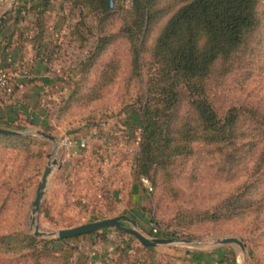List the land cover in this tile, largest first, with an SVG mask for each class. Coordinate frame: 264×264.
<instances>
[{
	"label": "rangeland",
	"instance_id": "374dc122",
	"mask_svg": "<svg viewBox=\"0 0 264 264\" xmlns=\"http://www.w3.org/2000/svg\"><path fill=\"white\" fill-rule=\"evenodd\" d=\"M184 1L187 0H159L154 8L151 33L140 60L145 72L161 28ZM9 2L13 5L15 1L0 0V17ZM255 4L254 28L228 61L215 63L207 82L210 100L219 115L231 105L245 107L250 115H264V0ZM53 19L54 16L48 24L52 38L47 37L57 47L54 70L47 79L53 85L42 87L45 83L37 80L43 89L35 90L26 99L30 100L25 104L30 113L24 115L19 109L14 121H6L1 127L20 136L0 135V264L63 263L58 240L35 237L30 226L31 204L48 155L56 159L58 167L53 168L37 216L38 231L42 234L109 219L106 211L114 208L104 192L112 193L117 183L138 181L143 106L137 99L147 81L141 85L131 75L130 46L119 34L123 26L121 17L106 19L105 25L109 27L105 26V33L113 42L99 58L95 55L100 35L96 36L98 26L94 20L89 21L88 42L80 48L79 44L70 43L69 27L53 30ZM106 41L109 39L105 38ZM3 60L0 58V67ZM87 60V72L80 75ZM111 62L119 68L114 71V79L103 83L102 70ZM26 76L29 75L20 74L21 78ZM186 112L183 105L179 114ZM193 119L189 114L191 125ZM251 127L264 131L259 125ZM36 131L53 137L54 144L37 136ZM80 140L85 141V149L79 148ZM190 150L174 158L169 171L154 168L151 175L155 177V192L144 208V216L149 220L171 228L180 235L178 240L190 244L156 247L151 263L264 264V208H257L264 197V157L253 151L244 160L246 149L234 152L231 147L202 142L190 145ZM234 156L240 157L239 163L234 164ZM238 196L240 201L236 203ZM117 205L114 212L124 211L127 206L119 200ZM237 205L239 216H223ZM14 231L27 232L39 245L29 252L10 250L19 242L18 237L8 238ZM226 238L238 239L243 249L215 246L218 240ZM126 239L134 247L140 245L133 237ZM49 242L53 244L48 246ZM134 261L139 260L134 257Z\"/></svg>",
	"mask_w": 264,
	"mask_h": 264
},
{
	"label": "trees",
	"instance_id": "16d2710c",
	"mask_svg": "<svg viewBox=\"0 0 264 264\" xmlns=\"http://www.w3.org/2000/svg\"><path fill=\"white\" fill-rule=\"evenodd\" d=\"M158 1L15 0L0 24V53L7 54L14 39L21 41L29 36L28 39L34 47H43L52 16L55 18L52 21L54 29L61 31L62 28L69 27L70 43L79 44L82 48L83 43L86 44L90 37L89 21L92 19L98 26L96 36L100 35V46L96 48L95 55L99 58L113 42V38L105 33V26H108L105 25L108 22L106 19L121 17L123 26L121 25L119 34L130 46L131 75L141 85L147 81L141 97L137 99L143 106L140 114L142 143L137 175L138 181L146 178L152 186L148 198L155 192V177L151 175L154 168L161 172L169 171L173 159L186 153L188 149L190 152V145L194 143L231 147L234 152L246 149L248 154L243 157L244 160L253 151H258L264 157V131L260 132L251 127L253 124L264 128V115H250L240 105H231L223 115H219L210 100L207 85L215 63L228 61L244 43V37L254 28L257 0L184 1L161 28L151 50L150 67L145 72L140 60L145 42L151 33L154 8ZM105 38L109 41L104 42ZM48 43L51 53L54 54L57 47L53 46V42ZM3 63L7 69L4 60ZM88 64L89 60L82 66L80 75L86 74ZM118 68L119 65L112 62L105 65L102 70L103 83L114 79V71ZM183 105L187 112L179 114ZM2 112L4 109L0 108V128L5 126ZM187 114V121H184ZM189 114L194 118L193 125L189 122ZM243 120L250 123L242 124ZM29 148L27 146V150ZM239 160L240 157L235 159L234 164L239 163ZM256 181L257 179L251 186ZM104 197L111 200L114 208L106 211V218L118 217L119 213L114 211L119 204L117 205L118 200L114 198L113 192L109 194L105 191ZM236 199L237 203L240 196ZM260 202L262 204L259 207L255 206L258 209L264 208L263 196ZM239 209L237 205L228 209L223 216L237 217L240 215ZM151 221L159 224L155 219ZM179 236L171 228L162 227V232L156 237L168 240L177 239ZM16 237L19 238L18 244L13 245V249L10 246V250L14 252H29L39 245L27 232L14 231L8 236L10 239ZM126 237L131 238L121 230H113L110 234L95 232L57 241L62 250V264H88V260L78 257L81 251L79 248H85L87 253L96 256L94 247L104 241L112 244L117 241L118 245L113 257L101 258L102 264H152L155 249L137 244L134 247L131 245L132 241H127ZM51 244L53 243L49 242L48 246ZM129 251H133L139 261L132 263Z\"/></svg>",
	"mask_w": 264,
	"mask_h": 264
},
{
	"label": "crops",
	"instance_id": "0c3cea01",
	"mask_svg": "<svg viewBox=\"0 0 264 264\" xmlns=\"http://www.w3.org/2000/svg\"><path fill=\"white\" fill-rule=\"evenodd\" d=\"M12 6V3L9 2L8 8L4 13L6 14V12L12 8ZM49 29L50 28L48 27L46 38L43 40V47L41 48L34 47L32 42H30L28 39L30 37L29 36L26 38V40L24 39L20 41L14 39L13 44L7 50V54L0 53V58L4 59L7 69H9V71L15 75L17 81V87L12 103L10 105H0V108L4 109V112H2L4 123H6V121L13 122V117L17 114L19 109L24 111V115L30 113V109L28 110L27 106L25 105L30 100L26 101V99L31 98L35 90L39 91L40 89H43L42 87L50 83L47 79L50 78V72L54 70L52 68H54L53 61H55V57L54 54L51 53V47H49L50 44L48 43L53 42V39H48L52 38V35L48 33ZM53 30L55 29L53 28ZM6 55L11 58L10 62L7 61ZM22 73H26L30 77L26 76L21 78L20 74ZM39 79H42L41 82L45 83V85L43 84L42 87H39V84L36 83ZM34 84H36V86H33ZM49 85H53V83L51 82ZM25 92L27 95L24 94ZM6 108L8 109L5 110ZM113 195L115 199L127 205L124 211L118 212V217H123L124 226L133 227V223H135L136 229L140 232L142 231L141 233H145L149 222V219L144 216L143 212L144 208L146 207L145 205L148 202V194L145 189L139 184V182H132L130 184L125 183L123 185H121V183H117L116 188H114ZM111 231L113 230H104L100 231L99 233L105 232V234H110ZM115 242L112 244L110 242L104 241L98 246L94 247L96 256H94V254L87 253L85 248H79L81 251L78 257H83L85 260H88V264H102L101 258H111L114 256L115 249L118 245L117 241ZM129 253L132 258L131 260H133L135 257L134 252L129 251Z\"/></svg>",
	"mask_w": 264,
	"mask_h": 264
},
{
	"label": "water",
	"instance_id": "95a60500",
	"mask_svg": "<svg viewBox=\"0 0 264 264\" xmlns=\"http://www.w3.org/2000/svg\"><path fill=\"white\" fill-rule=\"evenodd\" d=\"M15 0H13L14 2ZM5 16V13L0 17V23L3 21ZM0 135L2 136H20V133H17L15 131L11 130H5L0 128ZM36 135L42 138L43 140L48 141L52 145L54 144V138L45 134L42 131H36ZM47 164L44 169L43 175L41 177V180L37 186L34 200L31 204V215H30V226L33 230V234L35 237H50L52 239L58 240V241H64L66 239H71L83 235H88L95 232H100L104 230H121L124 234L133 237L138 241V243L148 249H154L159 246H170V245H176V244H184L189 245L190 243L183 240L178 239H158V238H149L145 235H143L140 231L136 229L135 223H133V227H126L123 224V217H115L111 219H105L97 222H91L88 224H84L82 226H78L72 229L62 230L54 234H42L38 231L37 226V216L40 211V207L42 204V200L44 198L49 178L52 174L53 168L58 167V163L56 159H51V155L47 156ZM215 246L221 247V246H233L237 247L238 249H243L242 243L235 238H226L223 240H218L215 243Z\"/></svg>",
	"mask_w": 264,
	"mask_h": 264
},
{
	"label": "built area",
	"instance_id": "2783aa9c",
	"mask_svg": "<svg viewBox=\"0 0 264 264\" xmlns=\"http://www.w3.org/2000/svg\"><path fill=\"white\" fill-rule=\"evenodd\" d=\"M7 61L10 62L11 58L7 56ZM2 69V70H1ZM15 75H12L9 70H6L4 67V63L2 67H0V105H10L12 103L13 97L15 95V90L17 87V82L15 80ZM86 143L83 140L79 142V148L85 149ZM130 152H134L130 150ZM139 184L145 189L147 194L152 192V186L148 179L140 178L138 181ZM162 232V227L156 222H152L151 220L148 222V226L146 228V232L143 233L147 235L149 238H157L156 236Z\"/></svg>",
	"mask_w": 264,
	"mask_h": 264
}]
</instances>
